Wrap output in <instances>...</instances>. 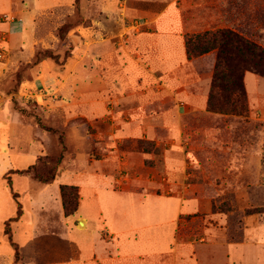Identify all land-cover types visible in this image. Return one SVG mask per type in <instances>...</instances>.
Here are the masks:
<instances>
[{
	"label": "rangeland",
	"instance_id": "obj_1",
	"mask_svg": "<svg viewBox=\"0 0 264 264\" xmlns=\"http://www.w3.org/2000/svg\"><path fill=\"white\" fill-rule=\"evenodd\" d=\"M42 1L0 10V264H16V250L19 264H68L87 231L25 171L32 165L44 177H107L116 192L175 197L170 246L144 264H264V77L246 71V113L213 112L216 51L170 76L147 62L138 36L172 0ZM187 3L186 51L190 37L223 29L264 48V0ZM192 97L206 98L203 109ZM38 122L62 129L65 153L60 133ZM86 202L95 218L99 204Z\"/></svg>",
	"mask_w": 264,
	"mask_h": 264
},
{
	"label": "crops",
	"instance_id": "obj_2",
	"mask_svg": "<svg viewBox=\"0 0 264 264\" xmlns=\"http://www.w3.org/2000/svg\"><path fill=\"white\" fill-rule=\"evenodd\" d=\"M33 1L36 0H28L26 4L32 6ZM65 1H73L74 4V0H43L39 5H62ZM187 2L188 0H172L162 15L158 14L154 20L149 18L148 22L152 21L150 30L138 36L140 41L147 44L146 52L149 54L147 62L150 63L151 70L155 68L154 65H157L170 76L173 73L187 70L193 63L188 58L184 41L187 29L183 13L186 10ZM19 3V0H0V10L9 8L18 15L21 12ZM187 6L192 7L191 4ZM136 12L144 17L152 14L143 9L136 10ZM13 18L15 19L12 17V20ZM5 29L4 26V31ZM10 29H12L11 25ZM12 35L15 36L17 33H12ZM191 99L195 105L199 103L198 106L202 109L207 102L206 98H202L200 102L193 97ZM19 157L18 160L15 158L16 161H24ZM110 180L111 178H97L96 176L91 178L86 176L82 178L58 177L53 183L44 184L45 190L53 189L59 198L62 185H75L80 190L78 211L70 217H66L65 214L64 216L67 220L76 217L83 219L80 222V228H86L87 231L83 232L81 243H78V257L68 264H144L143 258L148 254L164 252L167 247L169 248L172 236V218L180 209V202L175 197L116 192L111 189ZM31 190H33L32 185ZM102 198H104L105 207L101 201ZM86 200L88 202L93 200L94 204H99L98 214L95 218L89 217L83 212ZM60 205L64 212L62 202ZM102 230L110 233L114 241L107 244L106 240L99 238V232ZM66 233L68 234V231ZM89 236L91 238L95 236L92 238V242H89L90 239L87 238ZM106 244L109 247L112 245L114 257L105 255ZM34 245L37 247L36 242ZM117 252L119 256L116 255Z\"/></svg>",
	"mask_w": 264,
	"mask_h": 264
},
{
	"label": "trees",
	"instance_id": "obj_3",
	"mask_svg": "<svg viewBox=\"0 0 264 264\" xmlns=\"http://www.w3.org/2000/svg\"><path fill=\"white\" fill-rule=\"evenodd\" d=\"M80 0H74L77 9ZM65 27V26H64ZM63 26L58 29V36L62 38ZM216 51L214 76L209 93V109L221 114H244L247 112V96L244 85L246 71L254 72L264 77V48L231 29L206 31L196 34L187 41L188 58L200 57ZM43 50L35 54L36 61H42ZM50 58V56L48 57ZM59 59V56L51 57ZM39 64V63H38ZM40 127L48 132L58 134V140L62 147V153L66 151L65 136L62 129H54L38 122ZM63 157V154L61 155ZM36 165L27 170L34 172L35 180L42 184H51L57 174L50 171L47 176L35 172ZM61 197L64 214L66 217L74 215L79 208V187L72 185L61 186ZM22 215L21 206L18 208V217ZM6 234H11L6 231ZM14 245V244H13ZM16 264L20 262L19 251L15 254Z\"/></svg>",
	"mask_w": 264,
	"mask_h": 264
},
{
	"label": "bare ground",
	"instance_id": "obj_4",
	"mask_svg": "<svg viewBox=\"0 0 264 264\" xmlns=\"http://www.w3.org/2000/svg\"><path fill=\"white\" fill-rule=\"evenodd\" d=\"M82 224V223H81ZM83 225V224H82Z\"/></svg>",
	"mask_w": 264,
	"mask_h": 264
}]
</instances>
